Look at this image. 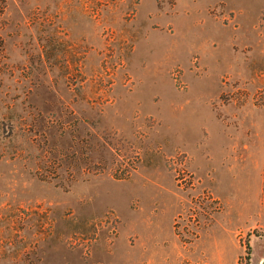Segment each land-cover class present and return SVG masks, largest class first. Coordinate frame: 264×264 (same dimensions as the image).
<instances>
[{"label": "rangeland", "instance_id": "rangeland-1", "mask_svg": "<svg viewBox=\"0 0 264 264\" xmlns=\"http://www.w3.org/2000/svg\"><path fill=\"white\" fill-rule=\"evenodd\" d=\"M0 264H264V0H0Z\"/></svg>", "mask_w": 264, "mask_h": 264}]
</instances>
